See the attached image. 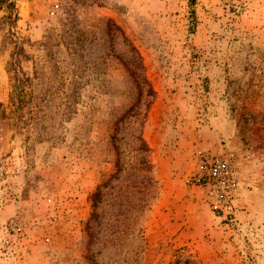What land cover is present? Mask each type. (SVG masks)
Masks as SVG:
<instances>
[{"label":"rangeland","instance_id":"rangeland-1","mask_svg":"<svg viewBox=\"0 0 264 264\" xmlns=\"http://www.w3.org/2000/svg\"><path fill=\"white\" fill-rule=\"evenodd\" d=\"M10 1L24 72L62 87L0 126V264H264V0ZM199 151L234 153L231 215L184 184Z\"/></svg>","mask_w":264,"mask_h":264},{"label":"trees","instance_id":"trees-1","mask_svg":"<svg viewBox=\"0 0 264 264\" xmlns=\"http://www.w3.org/2000/svg\"><path fill=\"white\" fill-rule=\"evenodd\" d=\"M193 1L194 0H190V5L193 4ZM3 8L6 10L7 14L0 17V31L4 33L3 40L0 43V51H7V49L9 50V60L6 63L5 70L9 77L10 93L8 113H6L0 103V126L4 120H11L12 123L8 125L16 127L19 130L25 124L26 119L24 116L28 113H31V111H34L35 115L45 114L46 106L44 107L43 105L46 104L45 98H51L53 95H56V93L61 90L62 84H54L55 80H59L60 82V73L57 71H53L51 74L52 77L50 79L54 81L52 85H44L41 80L40 82L36 83L35 81H38L39 77L35 69L32 73L24 72L23 63L27 62L30 58L24 47L29 43V40L20 36L16 31L18 12L15 2L10 0H0V9ZM108 59H111L110 55L106 57V60ZM122 59L120 62L124 71L127 73L129 78L134 77L135 79L133 82L138 89L137 97L139 98L142 93L140 88L141 83L144 86L149 85L147 79L142 74L144 69L141 58L139 54H137L136 61L133 63ZM103 60L105 61V58ZM153 94V91L149 89L146 96H153ZM35 100H37V102H35ZM47 101H49V99H47ZM123 119V116L118 117L115 120L114 127L117 125V122L122 121ZM111 139L115 140V137L111 136ZM138 141V150L141 152H147L148 147L142 137L139 136ZM114 165L118 166L119 161L116 160ZM145 166L148 169L150 168L149 163L146 161ZM119 172L120 169H117V172L111 175V178L115 177V175ZM106 185L107 181H104L102 184L98 185L96 191L90 197V199H93L92 215H95L94 210H96L98 199L101 195V190L104 189Z\"/></svg>","mask_w":264,"mask_h":264},{"label":"built area","instance_id":"built-area-1","mask_svg":"<svg viewBox=\"0 0 264 264\" xmlns=\"http://www.w3.org/2000/svg\"><path fill=\"white\" fill-rule=\"evenodd\" d=\"M197 169L184 184L199 189L203 197L223 216L233 213V202L239 191L236 157L232 152L196 154Z\"/></svg>","mask_w":264,"mask_h":264}]
</instances>
